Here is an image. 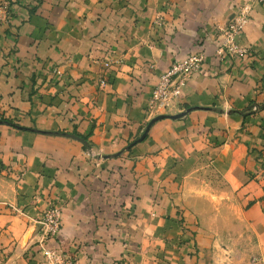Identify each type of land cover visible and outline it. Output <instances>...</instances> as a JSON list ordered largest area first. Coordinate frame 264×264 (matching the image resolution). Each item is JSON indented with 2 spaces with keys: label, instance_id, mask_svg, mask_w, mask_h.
<instances>
[{
  "label": "crops",
  "instance_id": "0c3cea01",
  "mask_svg": "<svg viewBox=\"0 0 264 264\" xmlns=\"http://www.w3.org/2000/svg\"><path fill=\"white\" fill-rule=\"evenodd\" d=\"M245 2L0 0V121L34 130L0 125V264H45L50 206L49 245L76 264H264L263 5L237 37L250 56H215ZM200 51L202 71L151 116L159 78Z\"/></svg>",
  "mask_w": 264,
  "mask_h": 264
},
{
  "label": "built area",
  "instance_id": "2783aa9c",
  "mask_svg": "<svg viewBox=\"0 0 264 264\" xmlns=\"http://www.w3.org/2000/svg\"><path fill=\"white\" fill-rule=\"evenodd\" d=\"M258 5L264 6V0H246L240 6L227 26L221 30L223 40L216 50V58L223 62L225 59H245L250 56L248 48L240 47L237 37L245 30L252 20V15ZM164 21L159 18L155 21V26L162 27ZM206 61L204 52L191 54L189 57L175 61L168 72L163 74L152 92L149 102L148 112L151 116L167 111L180 98L181 91L188 81L202 71ZM110 63L105 64V68H110ZM61 74L55 72V77ZM108 78L102 76L100 87L105 88ZM40 241L39 245L43 251L45 264H76V258L66 253L62 248L50 246L60 235L62 229V209L50 206L43 214L39 222Z\"/></svg>",
  "mask_w": 264,
  "mask_h": 264
},
{
  "label": "water",
  "instance_id": "95a60500",
  "mask_svg": "<svg viewBox=\"0 0 264 264\" xmlns=\"http://www.w3.org/2000/svg\"><path fill=\"white\" fill-rule=\"evenodd\" d=\"M195 109H188L187 111L181 113V114H178V115H160V116H157L156 118L152 119L146 126L143 134L141 135V137L139 139H137L134 143H132L128 148H126L122 153H124L125 151H129L133 146L143 142L149 135V132L150 130L152 129V127L159 121H162V120H166V119H170V120H178V119H181L183 117H185L188 113H190L191 111H193ZM213 111H216V112H220L219 110H216V109H212ZM3 124H6L2 121H0V125H3ZM6 125H9V124H6ZM9 126H12V127H15L19 130H23V131H34V130H29V129H25V128H22V127H19L17 125H14V124H11ZM37 132V131H35ZM52 134V133H50ZM57 135H59L58 133H56ZM84 144V142H82ZM88 147V146H87ZM89 149V147H88ZM122 153H120L119 155H121ZM103 158H113V156H104Z\"/></svg>",
  "mask_w": 264,
  "mask_h": 264
},
{
  "label": "trees",
  "instance_id": "16d2710c",
  "mask_svg": "<svg viewBox=\"0 0 264 264\" xmlns=\"http://www.w3.org/2000/svg\"><path fill=\"white\" fill-rule=\"evenodd\" d=\"M1 121L6 123V124H9V125L13 124L11 121L6 120V119H2ZM80 138H81V141L84 142V145L87 147V139L82 138V137H80Z\"/></svg>",
  "mask_w": 264,
  "mask_h": 264
},
{
  "label": "rangeland",
  "instance_id": "374dc122",
  "mask_svg": "<svg viewBox=\"0 0 264 264\" xmlns=\"http://www.w3.org/2000/svg\"><path fill=\"white\" fill-rule=\"evenodd\" d=\"M181 222H182V221H181ZM228 260H230V261H228V263H230V264H237V263H236V260H235V259L232 260V257H231V256L229 257Z\"/></svg>",
  "mask_w": 264,
  "mask_h": 264
}]
</instances>
